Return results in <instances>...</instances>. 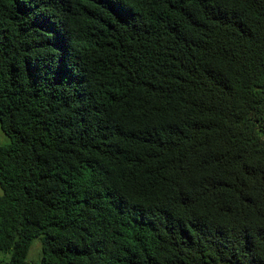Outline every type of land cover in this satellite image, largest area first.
Instances as JSON below:
<instances>
[{
    "label": "trees",
    "instance_id": "16d2710c",
    "mask_svg": "<svg viewBox=\"0 0 264 264\" xmlns=\"http://www.w3.org/2000/svg\"><path fill=\"white\" fill-rule=\"evenodd\" d=\"M7 264H264V0H0Z\"/></svg>",
    "mask_w": 264,
    "mask_h": 264
},
{
    "label": "rangeland",
    "instance_id": "374dc122",
    "mask_svg": "<svg viewBox=\"0 0 264 264\" xmlns=\"http://www.w3.org/2000/svg\"><path fill=\"white\" fill-rule=\"evenodd\" d=\"M10 143V139L5 135L0 126V145L4 146ZM2 189L0 187V196L2 195ZM42 258V243L40 239L34 241L28 256V264H36ZM10 260V255L0 253V264H7Z\"/></svg>",
    "mask_w": 264,
    "mask_h": 264
}]
</instances>
